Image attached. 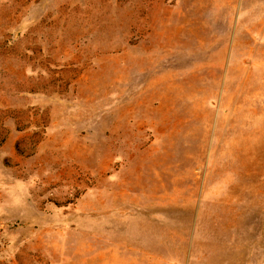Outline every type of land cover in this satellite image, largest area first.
I'll return each mask as SVG.
<instances>
[{"label": "rangeland", "instance_id": "374dc122", "mask_svg": "<svg viewBox=\"0 0 264 264\" xmlns=\"http://www.w3.org/2000/svg\"><path fill=\"white\" fill-rule=\"evenodd\" d=\"M0 264H264V0H0Z\"/></svg>", "mask_w": 264, "mask_h": 264}]
</instances>
